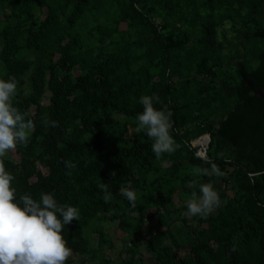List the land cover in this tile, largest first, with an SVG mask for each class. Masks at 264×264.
<instances>
[{"label": "trees", "instance_id": "16d2710c", "mask_svg": "<svg viewBox=\"0 0 264 264\" xmlns=\"http://www.w3.org/2000/svg\"><path fill=\"white\" fill-rule=\"evenodd\" d=\"M9 76L35 127L5 168L17 196L78 207L64 231L82 264H264V0H0ZM152 94L179 145L159 159L136 124ZM205 160L224 175L194 174ZM193 181L216 182L223 204L207 218L182 215ZM129 182L135 207L120 194Z\"/></svg>", "mask_w": 264, "mask_h": 264}, {"label": "clouds", "instance_id": "9594fccd", "mask_svg": "<svg viewBox=\"0 0 264 264\" xmlns=\"http://www.w3.org/2000/svg\"><path fill=\"white\" fill-rule=\"evenodd\" d=\"M17 95L15 77L0 78V264H67L73 250L67 246L65 227L74 219L79 220L78 207L61 204L53 192L41 191L38 199L31 194L17 196L12 186L15 177L6 170L3 157L17 145L30 141L35 127L27 112H21L14 105ZM138 103L143 111L137 113V129L152 141V151L159 159L163 154H172L179 145L171 134L173 115L166 107L156 108L160 103L156 94L140 96ZM46 126L57 127L56 121H44ZM200 158V154L197 153ZM210 168H196L194 174L203 176H223L224 173L211 160H205ZM65 168L71 170L76 164L64 161ZM115 176V172L112 173ZM186 201V217L207 218L223 201L213 183L193 181ZM106 198L111 195L106 183L99 185ZM132 207L136 206L137 192L131 182L120 193Z\"/></svg>", "mask_w": 264, "mask_h": 264}, {"label": "rangeland", "instance_id": "374dc122", "mask_svg": "<svg viewBox=\"0 0 264 264\" xmlns=\"http://www.w3.org/2000/svg\"><path fill=\"white\" fill-rule=\"evenodd\" d=\"M123 28L125 27V25L122 26ZM45 102H47V98H45ZM207 140V137L205 136L202 140V142H205ZM194 145H195V140H194ZM196 143L199 144V142L197 141ZM201 152L203 153V149H201ZM199 152V148L197 150V153H201ZM202 155V154H200ZM204 155V154H203ZM6 156L14 159V160H18V155L17 153L14 151V150H11L9 153L6 154ZM44 173H47L46 170L42 169ZM211 183H213V185H216V182L215 181H212ZM179 205V203L177 204ZM150 224H146V226L144 227V231L146 233H148L149 229H150ZM106 229H107V233L108 235L113 239V242H114V247L112 249H108L106 250V254H107V259H117V256L119 255L120 253V250H121V247H122V243L121 241L119 240V234H118V231L116 229V226L114 224H111V225H108L106 226ZM146 237V236H145ZM94 242H96V237H94ZM144 246V245H143ZM143 248V247H142ZM70 259H72L74 262L72 264H82V261L83 259L77 255H73L71 257H69ZM85 264H98V261H90V262H87Z\"/></svg>", "mask_w": 264, "mask_h": 264}, {"label": "water", "instance_id": "95a60500", "mask_svg": "<svg viewBox=\"0 0 264 264\" xmlns=\"http://www.w3.org/2000/svg\"><path fill=\"white\" fill-rule=\"evenodd\" d=\"M258 96H260V97H263L264 98V90H260V91H258L257 93H256ZM207 137V140H206V142H205V144H204V146H203V154L202 155H200L201 157H204L205 155H206V149H207V146H208V142H209V140H210V135L209 134H206V135H203V136H201V137H199L198 139H196L195 140V146H200L198 143H196L197 141H199L202 137L204 138V137ZM200 154V153H199Z\"/></svg>", "mask_w": 264, "mask_h": 264}, {"label": "bare ground", "instance_id": "6f19581e", "mask_svg": "<svg viewBox=\"0 0 264 264\" xmlns=\"http://www.w3.org/2000/svg\"><path fill=\"white\" fill-rule=\"evenodd\" d=\"M202 140H203V138L202 139H200L198 142H199V145L201 146H204V144H205V142H202ZM200 152H201V150H200ZM204 153V152H203ZM202 152L200 153V154H203Z\"/></svg>", "mask_w": 264, "mask_h": 264}, {"label": "built area", "instance_id": "2783aa9c", "mask_svg": "<svg viewBox=\"0 0 264 264\" xmlns=\"http://www.w3.org/2000/svg\"><path fill=\"white\" fill-rule=\"evenodd\" d=\"M202 138H203V137H202ZM202 138H201V139H202ZM198 147H199V152H200V150L203 149V146L201 145V146H198Z\"/></svg>", "mask_w": 264, "mask_h": 264}]
</instances>
